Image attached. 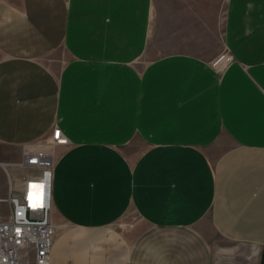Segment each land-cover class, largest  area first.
Returning a JSON list of instances; mask_svg holds the SVG:
<instances>
[{"label":"crops","instance_id":"0c3cea01","mask_svg":"<svg viewBox=\"0 0 264 264\" xmlns=\"http://www.w3.org/2000/svg\"><path fill=\"white\" fill-rule=\"evenodd\" d=\"M55 126L51 264H264V0H0V163Z\"/></svg>","mask_w":264,"mask_h":264},{"label":"built area","instance_id":"2783aa9c","mask_svg":"<svg viewBox=\"0 0 264 264\" xmlns=\"http://www.w3.org/2000/svg\"><path fill=\"white\" fill-rule=\"evenodd\" d=\"M231 60L225 54L213 66L223 71ZM40 143L25 146L21 161L0 163L8 183L7 196L0 198V264H51L57 235L65 230L52 219L53 180L55 150L68 139L55 126ZM14 168L25 171L18 181Z\"/></svg>","mask_w":264,"mask_h":264},{"label":"rangeland","instance_id":"374dc122","mask_svg":"<svg viewBox=\"0 0 264 264\" xmlns=\"http://www.w3.org/2000/svg\"><path fill=\"white\" fill-rule=\"evenodd\" d=\"M222 29H218L219 31V41H220V32ZM221 54L225 55L226 51H221ZM221 55V56H223ZM70 56L69 54L64 50V48H60L57 51H55L54 53H52L49 57H47L45 59V63L47 64V66L55 73V75L57 76V78L59 79L61 72L63 71L65 65L69 62L70 60ZM53 131V130H52ZM52 135V132H51ZM51 137V136H50ZM49 139L48 137L43 138L41 141L47 140ZM37 142L31 146H35V145H39L41 144L40 142ZM3 147L0 145V151ZM24 147H21V151H23ZM5 158L7 160H15V162H19L21 161V159H19L17 157V152H7L5 153ZM5 159V160H6ZM1 161V160H0ZM25 171H21L19 169H12V173L15 174V178L18 181L19 180V176L21 174H23ZM8 194V183H7V178H6V174L5 171L3 169V167L0 165V198H3L5 196H7ZM4 206L0 204V208H3ZM138 215L135 212H129L127 213V215H125V217L119 221L116 225L115 228L118 229L121 233H123L124 235H126L127 237H131L133 235V231H134V225L135 222L137 221ZM218 246H225L226 244L219 241V239L217 240ZM244 253L245 251L242 250L241 248H239L238 254L236 256L237 262L238 264H255L254 263V258L253 260H247L246 258H244Z\"/></svg>","mask_w":264,"mask_h":264},{"label":"bare ground","instance_id":"6f19581e","mask_svg":"<svg viewBox=\"0 0 264 264\" xmlns=\"http://www.w3.org/2000/svg\"><path fill=\"white\" fill-rule=\"evenodd\" d=\"M31 148H34V147H31Z\"/></svg>","mask_w":264,"mask_h":264}]
</instances>
